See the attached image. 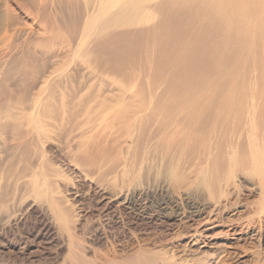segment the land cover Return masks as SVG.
<instances>
[{"label":"bare ground","instance_id":"6f19581e","mask_svg":"<svg viewBox=\"0 0 264 264\" xmlns=\"http://www.w3.org/2000/svg\"><path fill=\"white\" fill-rule=\"evenodd\" d=\"M81 189L164 237L86 241ZM262 195L264 0H0L2 252L28 255L5 229L37 207L67 226L60 264L219 263Z\"/></svg>","mask_w":264,"mask_h":264},{"label":"rangeland","instance_id":"374dc122","mask_svg":"<svg viewBox=\"0 0 264 264\" xmlns=\"http://www.w3.org/2000/svg\"><path fill=\"white\" fill-rule=\"evenodd\" d=\"M236 180V184L241 186L245 191L244 187L247 186V183L242 179ZM242 183L243 185H241ZM80 194L81 195L78 198L80 199V207L83 212L86 213V217L80 219L76 218L77 222H72L69 229L80 231V234L86 241L91 242V240L99 238L104 242L108 241L111 244H120L133 240L132 237L140 240L155 233L156 236L158 235L157 237H164L159 233L162 227H166L165 223L162 225V223L158 221H149L144 215L142 220L139 214H137V206L133 209L123 210L116 208V205L114 204L107 209H103L97 202V196L91 192L87 193L85 189H81ZM261 197L264 200V195ZM161 198L162 196L160 195L153 196L150 200L152 203L149 205L148 211H156ZM258 199V196L250 200L243 199L240 201L239 205H248L252 214H256L259 212L260 208V205L256 202ZM190 204L191 202H189V204L184 202L179 209H176V211L188 215ZM169 224L172 226L175 223L172 221L169 222ZM170 225L169 228L171 227ZM66 228L67 226L59 223L54 215H51L49 212L44 213V211L37 209V207L33 208L32 211L25 215L20 223L17 225L11 223V225L5 229V231H8V236L17 237L28 245V255H23L18 258L2 252L5 239H3L2 232L0 231V264H60L65 256L63 254H66L64 252V246L67 242L57 236L56 230L64 231ZM216 237L215 241H218L219 243L222 239H225L217 235ZM207 240L204 243V245H206V248H204L205 251L218 255L220 251L224 249L221 248V246L219 247L216 245V248L212 247V250H208L207 246H209L211 242L210 240ZM82 241L88 245L84 240ZM226 241L228 242V239H226ZM202 245L203 244H200L199 247H202ZM233 249H227L230 256L224 258L221 262L215 263V261L211 260L208 264H264V223L260 224L259 231L256 235L243 236L239 239L238 245L234 246ZM191 250H193V248Z\"/></svg>","mask_w":264,"mask_h":264}]
</instances>
